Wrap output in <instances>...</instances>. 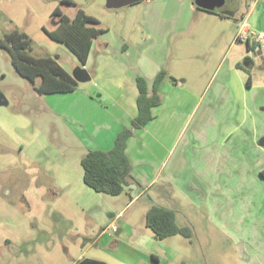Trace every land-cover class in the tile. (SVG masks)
Returning a JSON list of instances; mask_svg holds the SVG:
<instances>
[{
  "label": "rangeland",
  "instance_id": "374dc122",
  "mask_svg": "<svg viewBox=\"0 0 264 264\" xmlns=\"http://www.w3.org/2000/svg\"><path fill=\"white\" fill-rule=\"evenodd\" d=\"M73 1L77 6L62 4L61 0H0V38L17 29L26 33L32 40L33 56L51 54L55 58V54H59L63 62L71 67L66 57L67 46L51 39L43 29L45 27L51 31L56 27L57 18L52 17L56 8L59 7L63 14L71 18L76 15L78 8H82L100 22L99 28L111 29L112 32L108 30L107 34L111 33L112 37L121 36L120 21L124 19L126 11H130L129 5L118 3L111 7L110 0ZM236 3L238 5V2ZM118 5L123 8L119 9ZM232 6L235 7V4ZM243 7L246 6L243 4ZM201 15L202 18L199 16L193 20V33L196 37L192 36L191 40H185L180 46L177 61L182 64L193 60V45L197 44L199 48L205 46L213 35L211 33L222 29L226 23V20L214 14ZM225 40L228 42V38ZM213 46L210 42L209 49ZM200 50L203 51V48ZM261 50L262 54L251 53L250 59L254 61V66L248 68V74H252L254 89L247 91L242 88L246 83L241 85L242 87L234 85L231 88V100L222 102L232 105L234 112L241 100L246 99L251 104L248 123L245 127H237V133L232 137L230 152L231 165L234 166L231 170L237 175L256 174L255 153L256 149L260 148L258 140L264 134V112L261 111L264 107V49ZM168 76L172 77L169 74ZM90 82H78L82 86L79 84L76 91L67 95L54 94L47 100L27 79L18 74L8 52L0 49V93L5 95L8 101L7 105L0 106V264H78L75 262L80 256L107 264H121L119 260L127 257L129 253L139 257L136 264L140 261L141 264H149L146 254L150 249L159 248L166 251L163 245H152L151 241L144 239L141 234L146 230V206L151 203V198L156 205L161 204L160 197L157 196L158 189H153L149 194L134 200L131 192L110 196L98 193L84 183L79 160L83 154V143L86 141H83L84 135L79 131L77 124L70 125L71 119L66 117L69 108L64 112L62 107L64 101L81 100V95L86 93ZM167 83L171 86L179 85L169 78ZM198 87L201 95L193 101H184L181 104L184 109H180L181 106L176 107L168 92L162 93L163 105L157 109L156 124L145 140L148 145L144 150L145 156L157 160L152 158L154 166L163 165L165 160L164 175L172 176V179H167L161 184L163 186L166 183V187H163L165 193L173 190L180 203L187 202L189 198L194 199V203L199 201L196 208H199L202 202L208 204V201L213 199L212 195L208 194V177L213 173L208 174L214 168L218 170V167L214 166L215 155L205 152L204 159H201L197 149L199 143L193 144L198 134L194 130L199 126L201 114L218 85L211 84L205 95L207 85ZM92 96L95 101L99 100L98 95L93 93ZM191 103L198 105L194 114ZM92 105L96 110V102ZM80 110L75 109L73 115L84 120L88 109H85L83 116L79 114ZM232 117L229 122L234 126L237 121L234 115ZM154 143H158V147H155ZM244 147L246 151L243 154L246 153L250 161L248 166H240V156L237 157ZM64 156L76 162L78 174L73 172L71 176L65 175L61 163ZM174 174L179 176L173 178ZM255 182L247 185L248 188H254ZM257 184L261 194L253 199L248 197L247 203L244 204L249 213L228 216L226 222L223 221L227 226L219 219L209 220L207 209L200 211L197 214L199 220L207 229H211L214 235L212 243L208 244V247L197 243V250H193L187 238L176 236L175 241L186 243L185 248L190 257L185 259L186 263L178 259V263L172 264H206L205 248L216 258V264L219 261L239 264L242 260L248 261L250 257H253L257 264H264V180H257ZM242 188L243 185H239L233 189ZM201 190L203 195L200 194ZM234 193L227 195L231 202L226 200V203L234 202L233 206H243L245 198L243 201L241 194L237 198L240 191ZM219 200L223 202V197H219ZM193 212L186 211L182 215L183 218L188 217L191 224L195 214L192 215L193 218L190 214ZM223 225L228 229V234L221 232ZM239 243L240 251L236 246ZM129 244L138 245V251L128 253ZM254 244L258 246L254 248ZM162 251L156 252L161 255ZM161 256L164 259V255ZM169 258L168 256L167 262Z\"/></svg>",
  "mask_w": 264,
  "mask_h": 264
},
{
  "label": "crops",
  "instance_id": "0c3cea01",
  "mask_svg": "<svg viewBox=\"0 0 264 264\" xmlns=\"http://www.w3.org/2000/svg\"><path fill=\"white\" fill-rule=\"evenodd\" d=\"M195 1L196 0H144L129 5L131 8L130 11H126L124 19L120 21L121 36L112 37L111 33L107 34L108 30L112 32L111 29L108 27V30L104 29L105 33L93 41L85 65L82 64L79 57L67 45L68 55L66 57L69 60H67V62L72 65L71 67L63 62L59 54H55V58H53L51 54H49V56H36L38 58L51 57L55 59L72 77V72L78 67L87 70L91 75V82L88 85V89H86V93L81 95V100L73 99L68 102L64 101V106L62 107L64 112H66V108H69L66 117L71 119L69 120L71 121L69 122L70 125L76 123L79 131L84 135L83 141H86L84 142L85 144L83 143V154L79 160L80 164L82 158L89 150H110L119 132L123 128L130 127L132 119L138 112L137 77L141 76L146 78L150 91H152L157 75L162 70L176 78L178 80L177 84L179 85L171 86L167 83L168 80H166L161 87V94H166L165 92H168L167 94L170 95V99L174 101L176 107L181 106L180 109L183 108L181 104L184 101L187 102L191 99L193 101L194 98L201 95V90L198 87L199 85H207L206 90L204 89L205 95L208 87L211 86V84L217 83V89L210 95L205 109L201 114L199 126L194 130L195 133L198 134L195 141H193V144L194 142L199 143L197 147L199 150V158L204 159L205 152L213 153L215 155L214 166L218 167V170L214 168L208 174L211 175V173H213V175L208 177L210 183V191L208 194L212 195L211 197L213 198L208 201V204L202 202L201 206L196 208L199 201L194 203V199L191 200L189 198L187 201L188 203H180L178 200L179 197L174 195L173 190L165 193L163 187H166V183L163 186L161 184L167 179H172L171 174L169 176L164 175L163 166L165 160L162 162L163 165L154 166L152 158H155L145 156L144 150L148 145L145 140L151 128L156 124L157 109L161 107L163 103L153 110L155 119L145 128L137 130L135 135L129 140L127 147V154L133 164V174L141 183V187L135 184L129 187L132 197H135L134 200L140 199L143 195L149 194L153 189H158L159 192L157 196L159 195L160 197V206L173 209L176 212L177 224L180 227H190L193 230V237L188 239V244L190 243L189 246L193 250H197V243L208 247V244L212 243L214 236L211 229H207L201 220H199L197 214L200 211L207 209L209 220L214 221L219 219L222 224L226 225L224 222H226L228 216L236 213H242L243 215L245 212L247 214L249 213L244 205L247 203L246 199L248 197L253 199L261 194L258 189L257 180H264V175L262 174L264 171V160L262 161L264 157V147L260 145V148L256 149L255 153L257 155L255 160L256 174L237 175L233 174L231 170L234 166L231 165L232 152H230L233 145L232 137L234 133H237L235 130L237 127H245L248 123V119L251 115V104H249L246 99L243 101L241 100L235 112L232 105L222 104L225 100H231L232 86L238 85L242 87L241 85L246 83L242 88H246L247 91L250 89L253 90L255 87L252 74H248V68L254 66V61L250 59L251 53L260 52V54H262V50L258 45H252L251 43V50H249L247 45L248 42L237 41V34L239 23L243 19H246L255 31L264 32V0H244L243 3L242 0H239L237 8H233L230 12L232 15H229L227 18L214 14V16L226 20L225 25L222 26V29L211 33L213 35L209 38V41H207L205 46L201 47L203 51L200 50L201 48H199L197 44L193 45V47L195 46L193 60L189 63L186 61V63L182 64L177 61L178 52L181 48L180 46H182L185 40H191L192 36L196 37L195 33H193V20L199 16L202 18V13H209L202 9H197ZM248 2L252 4L249 5ZM119 3L128 6L123 2ZM117 4L118 3H113L111 1L109 6L112 7ZM243 4L246 6V9L243 7ZM118 8L122 9L123 7L118 5ZM60 12L62 13L61 10ZM209 14L213 15V13ZM187 34L188 36H186ZM226 38H228V42L225 40ZM225 41L226 44H224ZM210 42H212L214 46L209 49ZM176 47L178 48L176 49ZM204 50H206V52ZM249 78H251L250 86L247 84ZM80 86L82 85L80 84ZM93 93L99 96V100L95 101L93 99ZM43 96L48 100L51 95ZM95 102L97 106L96 110L92 105ZM197 108L198 105L196 104L191 107L192 114L195 113ZM75 109H78V111L81 109L79 114L82 116L85 109H88L84 120L77 117V115H73ZM180 109L178 114L180 113ZM54 111L57 110L54 109ZM230 113L232 114L230 115ZM232 115H234V119L237 121V123L234 124L235 128L232 123L229 122L233 118ZM228 117L229 119H227ZM204 123L205 126H203ZM76 135L80 138L77 133ZM154 145L158 147V143H154ZM245 151L246 147L237 155V157L240 156L238 157L240 166L249 165L248 162L250 161L246 153L243 154ZM211 154L209 155L211 156ZM68 158V156L62 158L63 161H61V163L64 168L63 172L67 176H71L73 172L78 174L76 162ZM206 173H208V171ZM235 175L238 176L237 179H235ZM174 176L179 175L174 174L173 178ZM234 181L236 183H233ZM253 182H255L254 188H248L247 185ZM179 185L180 184H178V188ZM239 185H243V188L240 190L233 189ZM234 191H240L237 198L240 194L243 201L245 198V202L243 203L244 207L241 205L233 206L232 204L234 202L230 203L231 201L227 198V195L235 194ZM200 192V194L203 195L204 192L202 190ZM219 197H223V202L219 200ZM226 200L230 201L229 204L226 203ZM152 205L156 204L151 198V203L146 206V213ZM190 210L194 211L190 216L195 214V219L192 216L194 225L190 223L188 217H182L184 212H189ZM224 225L221 232L228 234V229H226ZM212 226L214 227V225ZM141 234L144 239L150 240L152 245L161 244L166 250L162 251L159 248H157L158 250L150 249L146 254L149 259V264L178 263V259L186 263L187 261L185 259H189L190 257L188 255L189 251L185 248L186 243L175 241L176 236L169 237L165 240H158L155 238L153 231L147 228V226L146 230L142 231ZM229 234L231 235L230 230ZM256 243L258 244V241H256ZM128 246V253L130 251H138V245L129 244ZM236 246H238L237 248L240 251V243ZM256 246L258 245H253L254 248H256ZM156 251H162L161 255H164V259H162V256ZM205 252L206 264H216V258H214L211 251L205 248ZM167 254L170 257L169 262L166 261V259H168ZM239 254L241 256L243 255L241 252ZM250 258L251 259L248 261H240L239 264H257V261L253 257ZM82 259L83 257L80 256L75 263H79ZM138 259V256L130 255L129 253L127 257L118 260L121 264H134ZM138 264H141V261ZM218 264L227 263L226 261H219Z\"/></svg>",
  "mask_w": 264,
  "mask_h": 264
},
{
  "label": "trees",
  "instance_id": "16d2710c",
  "mask_svg": "<svg viewBox=\"0 0 264 264\" xmlns=\"http://www.w3.org/2000/svg\"><path fill=\"white\" fill-rule=\"evenodd\" d=\"M61 3L77 6L73 0H61ZM197 9L201 10L198 6ZM207 12L223 18L229 16L218 10ZM52 17L57 18L56 27L51 31L43 27L46 34L51 39L67 45L85 65L93 41L105 33L104 29L98 27L100 22L82 8H78L76 15L72 18L56 8ZM247 45L251 50L249 42ZM0 49L8 52L15 70L27 79L39 94H67L77 90L79 83L55 59L38 58L32 55V40L26 33L14 29L4 34V37L0 38ZM168 78L177 84L176 78L169 77L168 73L162 70L150 91L146 78L137 77L138 112L132 119L130 127L123 128L119 132L110 150H89L81 160L83 180L89 188L98 193L120 196L123 193H129L131 185L141 187V183L133 174V164L127 154L128 142L137 130L145 128L155 119L153 110L163 103L161 87ZM250 80L251 78L248 80V86H250ZM262 174L264 175V171ZM145 224L158 240L173 236L191 239L194 235L190 227H180L177 224L176 212L173 209L160 205H152L149 208L145 215Z\"/></svg>",
  "mask_w": 264,
  "mask_h": 264
},
{
  "label": "water",
  "instance_id": "95a60500",
  "mask_svg": "<svg viewBox=\"0 0 264 264\" xmlns=\"http://www.w3.org/2000/svg\"><path fill=\"white\" fill-rule=\"evenodd\" d=\"M111 1L113 3L123 2L127 5H132L135 3L142 2L144 0H111ZM195 4L200 9L205 10V11H214V10L220 9L225 6L229 7L230 9L234 8L232 5H230V3L227 2V0H196ZM224 13L227 15H232L230 14V12L225 11ZM73 77L77 82H81V83L91 80L90 73L87 70L80 68V67L75 69ZM7 104H8V101L6 100L5 95L0 93V106L7 105ZM261 111L264 112V107L261 108ZM259 145L261 147H264V137H262L259 140ZM78 264H107V263L103 261L93 260V259H84L80 261Z\"/></svg>",
  "mask_w": 264,
  "mask_h": 264
},
{
  "label": "built area",
  "instance_id": "2783aa9c",
  "mask_svg": "<svg viewBox=\"0 0 264 264\" xmlns=\"http://www.w3.org/2000/svg\"><path fill=\"white\" fill-rule=\"evenodd\" d=\"M237 40L241 42H249L252 45H258L264 49V32L255 31L246 19L239 23Z\"/></svg>",
  "mask_w": 264,
  "mask_h": 264
},
{
  "label": "flooded vegetation",
  "instance_id": "af4514ba",
  "mask_svg": "<svg viewBox=\"0 0 264 264\" xmlns=\"http://www.w3.org/2000/svg\"><path fill=\"white\" fill-rule=\"evenodd\" d=\"M228 3H230V5H234L235 4V7L234 8H237V3L236 2H239V0H227ZM218 11H226V12H231L232 9H230L229 7L225 6V7H222L220 9H217Z\"/></svg>",
  "mask_w": 264,
  "mask_h": 264
},
{
  "label": "clouds",
  "instance_id": "9594fccd",
  "mask_svg": "<svg viewBox=\"0 0 264 264\" xmlns=\"http://www.w3.org/2000/svg\"><path fill=\"white\" fill-rule=\"evenodd\" d=\"M261 49V48H260Z\"/></svg>",
  "mask_w": 264,
  "mask_h": 264
}]
</instances>
